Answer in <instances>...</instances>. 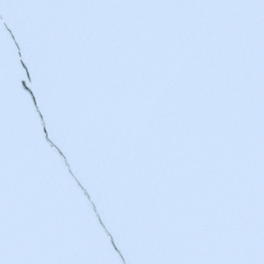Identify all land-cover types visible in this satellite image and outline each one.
Instances as JSON below:
<instances>
[{"label":"snow or ice","instance_id":"6c2138e0","mask_svg":"<svg viewBox=\"0 0 264 264\" xmlns=\"http://www.w3.org/2000/svg\"><path fill=\"white\" fill-rule=\"evenodd\" d=\"M0 264H264V0H0Z\"/></svg>","mask_w":264,"mask_h":264}]
</instances>
